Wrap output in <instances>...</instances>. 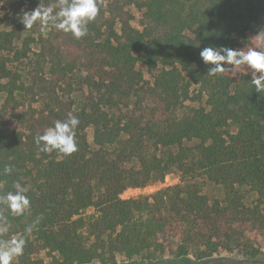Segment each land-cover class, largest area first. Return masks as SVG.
I'll use <instances>...</instances> for the list:
<instances>
[{"label": "trees", "instance_id": "trees-1", "mask_svg": "<svg viewBox=\"0 0 264 264\" xmlns=\"http://www.w3.org/2000/svg\"><path fill=\"white\" fill-rule=\"evenodd\" d=\"M39 3L57 0H0V22L5 10L15 21L0 28V191L19 181L32 202L9 235L36 225L18 264L261 261L264 93L248 73L209 76L199 53L264 32V0H100L79 40L38 25L24 35L20 16ZM70 112L79 150L40 152L35 136ZM173 171L183 183L122 197ZM199 176L223 199L191 183Z\"/></svg>", "mask_w": 264, "mask_h": 264}, {"label": "clouds", "instance_id": "clouds-1", "mask_svg": "<svg viewBox=\"0 0 264 264\" xmlns=\"http://www.w3.org/2000/svg\"><path fill=\"white\" fill-rule=\"evenodd\" d=\"M100 12V0H57L55 6H41L39 3L34 10L23 11L20 19L24 29L31 30L38 25L41 34H47L54 28L79 40L88 34V25L97 19ZM199 55L203 63L209 66V76L223 77L231 72L235 77L237 73L244 76L251 72L249 80L252 89L259 94L264 93V48L259 45L248 49L208 46ZM79 124V118L70 112L66 119L56 120L36 135L34 143L40 152L71 156L79 150L76 136ZM12 172L13 167L5 165L3 174ZM28 191L27 186L19 181H13L12 190L0 191V264H18L34 233L36 225L28 224L21 233L9 235L12 228L10 217H24L30 212L32 202Z\"/></svg>", "mask_w": 264, "mask_h": 264}, {"label": "rangeland", "instance_id": "rangeland-1", "mask_svg": "<svg viewBox=\"0 0 264 264\" xmlns=\"http://www.w3.org/2000/svg\"><path fill=\"white\" fill-rule=\"evenodd\" d=\"M132 13L134 14V20L133 24L137 27H140L139 20L141 17V11L138 10L135 6H132L130 8ZM3 19L1 20V27L5 29H11L15 25V21L11 19L10 15L7 14L6 10L1 12ZM24 35H33L37 36L35 32L28 31ZM260 46L264 48V32L258 30L256 27H253L249 32V40L248 43L243 47L245 49L248 48H254L257 46ZM243 71V69H241ZM231 73V72H230ZM233 75V73H231ZM248 74H251V72H248ZM236 76H240V73H237ZM183 183L180 177V174L176 171L171 172L165 179L163 183H160L158 185H151L146 188H130L126 192L123 193V198H131V197H138L142 195H152L155 193L158 189H160L163 186H170ZM191 183H196L202 192L206 194L211 200L215 199H223L224 197V190L223 188L211 182L208 180L205 176H199L197 179L192 180ZM255 194H251L247 197V201L251 202L255 198ZM93 212V209L86 210L85 214L89 215ZM261 261L259 262H251L244 259H241L243 261H240L239 258L236 256L233 257L231 255H228L226 253H223L217 257L210 263V264H264V254L261 256ZM130 260L125 259L124 257H119L117 264H131ZM99 264V263H98ZM136 264H149L147 262H138ZM154 264H181L178 262H157Z\"/></svg>", "mask_w": 264, "mask_h": 264}]
</instances>
